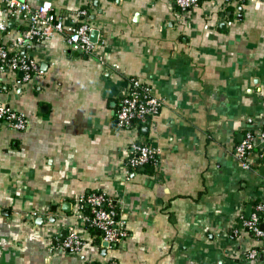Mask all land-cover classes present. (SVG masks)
Masks as SVG:
<instances>
[{
    "label": "crops",
    "instance_id": "obj_1",
    "mask_svg": "<svg viewBox=\"0 0 264 264\" xmlns=\"http://www.w3.org/2000/svg\"><path fill=\"white\" fill-rule=\"evenodd\" d=\"M46 1L66 28L99 31L104 64L56 35L27 51L38 66L31 81L1 75L0 100L28 124L0 121V264H264V240L236 234L264 200V141L252 158L258 172L235 156L264 127V0H207L180 18L173 0L29 3ZM0 20V46L13 54L29 24L2 2ZM132 78L164 101L141 130L159 159L135 171L132 135L115 117ZM92 192L113 199L126 222L115 248L80 217L78 201ZM72 231L86 243L80 253L59 246Z\"/></svg>",
    "mask_w": 264,
    "mask_h": 264
},
{
    "label": "built area",
    "instance_id": "obj_2",
    "mask_svg": "<svg viewBox=\"0 0 264 264\" xmlns=\"http://www.w3.org/2000/svg\"><path fill=\"white\" fill-rule=\"evenodd\" d=\"M207 0H173L174 7L178 12V18L187 14L192 9L198 8ZM241 2L243 0H236ZM9 15L21 16L27 19L29 28L22 32L15 40L16 50L11 54L7 47L0 46V87L2 85L1 75L8 71L22 72V81L32 80L34 73L38 71L37 64L27 55L36 43L49 41L56 35H62L71 53L85 54L98 58L102 64L103 59L97 54V45L91 40V27L88 24L75 28H66L62 17L54 14L51 2H43L39 7L33 9L29 0H0ZM84 14V13H83ZM7 24L0 20V33H6ZM118 69L117 65H113ZM164 107V101L157 97L149 85L142 83L136 78L130 80V88L122 97L115 111L116 125L120 130L128 131L132 135L129 146L127 167L135 171L158 161L159 153L149 144L141 142V130L145 125L160 114ZM0 121L8 127L22 131L26 128L28 120L24 114L13 111L0 100ZM264 141V127L259 135L251 132L246 133L241 143L236 147L235 156L242 169L258 172L259 167L253 164V155L256 149V140ZM260 160L264 159V150L259 154ZM85 207L89 208L90 215L84 213ZM78 210L82 217L95 231L100 232L101 243H107L108 249L122 244L128 237L126 222L119 218L113 199L101 192H92L83 195L78 201ZM247 231L248 234L257 239L264 240V200L259 201L249 217H240V227L236 234ZM60 248L71 253H80L84 250L86 243L77 232H70L59 243ZM261 252L252 249L247 254L249 260L257 261ZM108 264H120L112 259Z\"/></svg>",
    "mask_w": 264,
    "mask_h": 264
},
{
    "label": "water",
    "instance_id": "obj_3",
    "mask_svg": "<svg viewBox=\"0 0 264 264\" xmlns=\"http://www.w3.org/2000/svg\"><path fill=\"white\" fill-rule=\"evenodd\" d=\"M90 34H91V40H92V42L95 43V44H97L98 43L99 31L98 30H91V33ZM261 174L264 176V168L261 170ZM68 206H70V205H67V207ZM247 212H248L247 213L248 214L247 216H249L250 213H251V208H249ZM102 246L104 248H108L109 245L107 243H103Z\"/></svg>",
    "mask_w": 264,
    "mask_h": 264
},
{
    "label": "trees",
    "instance_id": "obj_4",
    "mask_svg": "<svg viewBox=\"0 0 264 264\" xmlns=\"http://www.w3.org/2000/svg\"><path fill=\"white\" fill-rule=\"evenodd\" d=\"M84 213H85L86 215H90V211H86V210H84ZM98 243H99L100 245H102V243H101L100 241H98Z\"/></svg>",
    "mask_w": 264,
    "mask_h": 264
}]
</instances>
